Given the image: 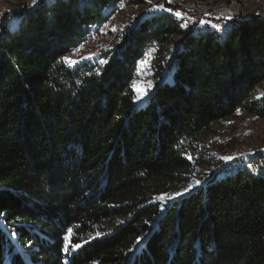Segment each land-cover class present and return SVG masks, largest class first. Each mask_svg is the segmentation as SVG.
Returning <instances> with one entry per match:
<instances>
[{
  "label": "trees",
  "instance_id": "1",
  "mask_svg": "<svg viewBox=\"0 0 264 264\" xmlns=\"http://www.w3.org/2000/svg\"><path fill=\"white\" fill-rule=\"evenodd\" d=\"M124 1L0 20V264H264V152L206 170L225 149L207 140L217 125L264 120V23L199 36L140 14L113 49L69 63Z\"/></svg>",
  "mask_w": 264,
  "mask_h": 264
},
{
  "label": "rangeland",
  "instance_id": "2",
  "mask_svg": "<svg viewBox=\"0 0 264 264\" xmlns=\"http://www.w3.org/2000/svg\"><path fill=\"white\" fill-rule=\"evenodd\" d=\"M41 1L43 0H0V20L3 19L5 15H7V22L14 23L15 21L14 28H16L19 18L14 17L15 19L13 20V18L9 16L16 14L19 10L23 9L25 11H32V9ZM124 2L119 5L122 6L123 12L117 17L113 16L110 19V24L108 26L109 31H118L120 30V26L123 27V32L118 38H120L126 32L127 25L133 24L137 21V19L140 17V14H149L152 10L156 11L153 14H166L177 19L181 22L184 29L190 30L193 27H199V29L202 31H205V29L209 30L210 32H207V34H218L217 32H214L212 26H220V28L214 27L215 30L226 32L229 27L235 28L236 26H232L233 24L231 26L228 25V23L226 24L227 21L230 22V20H232L229 17H233L234 20L235 18L233 13L226 8L219 9L224 11L221 12L219 15L220 17L213 18L210 14H202V9L223 5L230 6L235 10L237 19H247L252 17L251 14L264 15V7L260 5V0H233L232 3L231 0H171V2H169V0H154V5L156 6L150 7L148 5H143L140 6L139 11H136L137 9L135 10L133 6L126 7ZM183 2H187L188 4H191V6L185 5ZM161 5L162 7H160ZM85 6L88 5L85 3ZM164 9H169L170 11H166ZM176 12H180L181 16L177 18L176 15H174ZM184 12L186 17L184 16ZM191 15H195L198 18V21L191 22ZM133 17L135 18L133 19ZM184 18L190 20H185ZM211 19L214 21V24L210 22L212 21ZM95 27H93L91 30H93ZM204 33L205 32L200 35H204ZM219 34L222 35L224 33ZM118 38H116V40ZM116 40L112 42L111 40L98 42L96 43V47L90 48L89 50H86V48L81 46L84 42L81 40L78 48L74 49L67 56V59L69 61H75L81 57L95 56L100 54L103 49H113L114 44L118 43ZM176 43L177 39H174L172 43L169 44V49H173ZM152 49L153 48H151V46H148V48L143 51V55L147 56ZM141 55L138 58V68L135 78L132 81V87L138 94L139 99L145 97L147 94L146 90L149 88L150 82L152 80V77L148 71L150 66L144 63L147 60L144 62L141 60ZM143 77H145V79H143ZM149 77H151L150 80ZM261 97H264V84L262 87H258L254 93V98ZM207 140H209V142H216L225 148L223 152L213 151L218 157V161L216 164L207 168V171L217 172L224 166H230L232 169L241 168L242 166L248 165V162L253 159L257 153L264 152V120L240 113V116L236 120H230L228 122L222 123L221 125H217L215 127V133L212 134ZM222 157H231L232 159L226 161L221 159ZM195 185H197V183Z\"/></svg>",
  "mask_w": 264,
  "mask_h": 264
},
{
  "label": "bare ground",
  "instance_id": "3",
  "mask_svg": "<svg viewBox=\"0 0 264 264\" xmlns=\"http://www.w3.org/2000/svg\"><path fill=\"white\" fill-rule=\"evenodd\" d=\"M243 1V0H241ZM39 2V1H38ZM136 2H140L141 4H137ZM124 5L126 7H129V6H133L135 8L136 11H139V8L140 6H143V5H148L150 6V1L149 0H126L124 2ZM260 5L262 7H264V0H260ZM30 8V7H29ZM206 10V8L204 9ZM123 12V8L122 6H118L117 9L115 10V12L112 13V15H110L107 19H105L103 22H101L100 24H98L93 30L90 31V33L85 37L83 38L82 40L84 41L82 43V47L83 48H86V50H89L90 48H93V47H96V43L98 42H101V41H115L116 38H118L122 32H123V27L120 26V30L118 31H109L108 30V26L110 24V19L114 16V17H117L119 16L121 13ZM154 10H152L149 14L147 15H151L153 14ZM192 12V11H191ZM206 12H211V11H206ZM193 13V12H192ZM175 15V13H174ZM259 15H263V14H257V15H252V17L254 16H259ZM145 16V15H144ZM184 16L186 17V14L184 12ZM191 22H197L198 21V18L195 16V15H191ZM177 17V16H176ZM135 17H133L134 19ZM178 18V17H177ZM250 18V17H249ZM140 17L137 19V21L135 23H133L132 25H135L138 23ZM185 20H190V19H187V18H184ZM241 19V18H239ZM212 20V19H211ZM212 22V24H214V21H210ZM264 23V21H261ZM228 23V25H232V26H239V24L237 23V21H233V20H230L226 22V24ZM227 25V26H228ZM216 28V27H215ZM215 28L213 27L214 29V32H217L218 35H221L219 33H225L226 31H219V30H215ZM224 28V27H223ZM193 31L194 34L196 35H200L202 34L203 32L204 35L207 34V32H210L209 30H206L205 31H202L199 29V27H193L192 29H190ZM78 48V47H77ZM151 48H153L152 50H150V52L148 53L147 56L143 55L144 52L142 53L141 55V60L144 62L145 60H147L146 62H144L146 65H149L150 67L153 65V63L155 62L156 58H157V53H158V46L156 45H152ZM147 53V51H146ZM151 77H149V80H150ZM143 79H145V77H143Z\"/></svg>",
  "mask_w": 264,
  "mask_h": 264
},
{
  "label": "water",
  "instance_id": "4",
  "mask_svg": "<svg viewBox=\"0 0 264 264\" xmlns=\"http://www.w3.org/2000/svg\"><path fill=\"white\" fill-rule=\"evenodd\" d=\"M222 8L229 9L233 13V16H234L235 20L237 21V23L240 26H243V25H246V24H250V23H253L255 21H264V15L254 16V17H250V18H247V19H237L235 10L232 7L226 6V5L217 6V7H211V8L206 9L205 11L214 12V11H218L219 9H222Z\"/></svg>",
  "mask_w": 264,
  "mask_h": 264
},
{
  "label": "built area",
  "instance_id": "5",
  "mask_svg": "<svg viewBox=\"0 0 264 264\" xmlns=\"http://www.w3.org/2000/svg\"><path fill=\"white\" fill-rule=\"evenodd\" d=\"M150 1V7L152 6H156L154 5V0H149ZM185 5H189L191 6V4H188L187 2H183ZM199 9H202V8H199ZM224 10H218V11H214V12H206L204 9H202V14H210L212 15V18L213 17H220L219 15L221 14V12H223ZM260 16V15H259ZM230 19H232L233 21H235L233 19V17H229ZM246 19V18H245ZM212 27H217V28H220V26H212Z\"/></svg>",
  "mask_w": 264,
  "mask_h": 264
},
{
  "label": "snow or ice",
  "instance_id": "6",
  "mask_svg": "<svg viewBox=\"0 0 264 264\" xmlns=\"http://www.w3.org/2000/svg\"><path fill=\"white\" fill-rule=\"evenodd\" d=\"M169 2H171V0H169ZM160 7H162V5H161ZM164 10H166V11H170L169 9H164ZM175 15H176L177 17H180V16H181V13H180V12H176ZM65 59H67V58H65ZM104 62H105V61H102V63H104ZM69 63H71V61H69ZM149 87H150V85H149ZM221 159H224V160L228 161V160H231L232 158H231V157H222ZM197 184H199V181H197ZM186 191H187V190H186ZM178 195H179V194H178ZM77 247H79V245H77ZM65 251H67V249H65Z\"/></svg>",
  "mask_w": 264,
  "mask_h": 264
}]
</instances>
